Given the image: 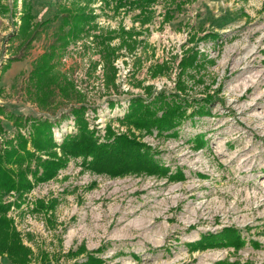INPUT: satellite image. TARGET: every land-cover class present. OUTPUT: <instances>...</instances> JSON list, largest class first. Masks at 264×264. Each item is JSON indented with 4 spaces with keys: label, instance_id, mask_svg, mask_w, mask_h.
Listing matches in <instances>:
<instances>
[{
    "label": "rangeland",
    "instance_id": "rangeland-1",
    "mask_svg": "<svg viewBox=\"0 0 264 264\" xmlns=\"http://www.w3.org/2000/svg\"><path fill=\"white\" fill-rule=\"evenodd\" d=\"M0 1L8 7L0 14V105L22 117L58 120L63 107L40 109L26 92L27 78L61 23V7L78 5L93 19L68 41L57 69L82 97L88 131L97 141L96 130L105 140L125 136L141 142L167 168L162 176L110 177L83 169L81 158H70L54 178L25 192L26 198L15 191L14 199L10 191L3 194V202L20 201L19 206L11 205L7 216L32 250L29 264L45 258V264H77L87 254L102 258L101 264H264V0H154L140 6L133 0L121 5L117 0H28L34 21L49 22L26 50L30 65L11 75L7 70L19 60L2 68L17 51L22 0ZM184 33L183 42L179 35ZM121 50L132 57L126 63L133 81L130 91L147 94L146 99L135 98L147 102L163 92L193 103L173 133L138 128L126 117H102L101 128L88 126L87 103L122 94L113 63L124 54ZM63 52H68L67 61L61 65ZM188 55L193 62L183 66ZM161 56L167 60L159 62ZM98 58L103 66L97 75ZM143 74L164 80L166 89L153 94L155 85H144L145 79H139ZM140 87L145 91H138ZM205 95L213 99L203 105L210 113L189 117ZM114 107L111 104L108 111L114 113ZM0 119L2 136L13 137L14 120L6 115ZM68 120L75 131L62 140L75 135L79 126L72 115L53 122L51 135L54 125ZM182 126L187 129L180 131ZM153 130L160 136H152ZM30 166L34 168V161ZM177 171L184 178L170 179ZM51 199L56 200L53 209L34 208L37 200ZM227 226L239 233V247L195 245L202 235ZM79 248L83 250L71 255ZM0 264L12 263L0 255Z\"/></svg>",
    "mask_w": 264,
    "mask_h": 264
},
{
    "label": "trees",
    "instance_id": "trees-1",
    "mask_svg": "<svg viewBox=\"0 0 264 264\" xmlns=\"http://www.w3.org/2000/svg\"><path fill=\"white\" fill-rule=\"evenodd\" d=\"M80 1V0H74ZM119 1V5L124 0ZM154 0H133L135 6L147 5ZM16 8V7H15ZM8 12V7L0 1V14ZM36 15L31 12L28 0H22L19 24L16 29L18 44L17 51L11 55L3 66L5 71L10 63L21 60L26 50L38 34L44 29L49 19L34 21ZM93 16L83 7H61V23L53 35L49 45L33 61L28 74L26 92L40 109L49 110L55 106L63 107L58 120L72 115L79 126L78 132L66 137L57 143L51 135L53 122L49 117H22L12 111H7L0 105V116H8L14 120L16 134L13 137H3V126L0 119V255H5L12 264H29L32 250L21 239L19 231L13 221L7 216L11 205H20V201L3 202L1 196L9 191H15L20 197L28 192L35 183L46 182L54 178L59 170L65 168L70 158H81L82 168L91 172L106 174L110 177L128 173L157 174L167 173V168L154 157L151 148L145 144L125 136H116L105 141H97L88 131L83 118L82 97L75 92L72 84L57 69V60L70 39L76 38L83 30L84 25L91 21ZM67 27V29H65ZM193 56L185 57L183 66L192 64ZM201 104L191 109L189 117L197 114L199 117L210 113L207 107L213 102L211 95L199 98ZM193 105L185 97L175 95L166 96L163 92L144 102L140 98L130 101V111L126 120L138 128L150 130L152 127L160 131L173 133L179 121L187 113V108ZM159 110L161 114L158 115ZM9 112V113H8ZM55 114V113H53ZM188 114V113H187ZM28 126L29 137L21 133L20 128ZM202 141H200L201 143ZM54 148H59L58 155ZM34 161V168L30 164ZM31 176V179L29 178ZM170 179H183L184 173L177 171L169 176ZM56 200L47 202L37 200L36 210L53 209ZM243 243L239 233L233 227H223L216 233L208 232L195 242L203 248L234 246ZM196 248V247H195ZM78 249V254L82 251ZM45 259L39 264H45ZM102 258L94 254H87L84 261L77 264H101Z\"/></svg>",
    "mask_w": 264,
    "mask_h": 264
},
{
    "label": "built area",
    "instance_id": "built-area-1",
    "mask_svg": "<svg viewBox=\"0 0 264 264\" xmlns=\"http://www.w3.org/2000/svg\"><path fill=\"white\" fill-rule=\"evenodd\" d=\"M180 37H182L183 39V42L186 41V33H184L183 35H179ZM90 38H92L91 36H89ZM79 42L77 41L75 43L78 44ZM87 44L91 45V42L89 41ZM75 45H72L68 48L71 49L73 46ZM204 50V49H203ZM121 52L124 54H120L116 59L115 61L113 62L114 63V66L116 67L117 69V80L118 82L120 83V88L122 86V88L119 90H122V96H118V99H114V98H108L106 99L105 101H101L99 103H96V104H93V105H90V104H86V110L84 112V117L86 119V121L88 122V126L91 128H95V129H99L101 128V123L100 122H104V119H102V117H108V118H113V119H116V118H123V117H126V114L128 113V107L130 106V101L132 98H135L136 96H141L143 97L144 99H146L147 97V94H143L142 92L138 95V93H132V90L131 88H133L130 84L133 82L132 79L130 78V74H129V71L131 70L129 67L130 65L126 63H128V60L129 59H132L131 56L127 55V53L124 51V50H121ZM63 52L62 54V57L60 59L61 61V65L64 64L66 61H67V54L68 52ZM158 54V53H156ZM158 56V55H157ZM155 57V59H157L158 57ZM182 56V53L180 54L179 57ZM160 59L158 60L159 62H162L164 59L167 60L166 58L164 57H159ZM154 59V60H155ZM97 61H99L100 63L98 64V66L96 67V74L98 75L99 72H101V68L103 66V63L101 61L100 58L97 59ZM156 61V60H155ZM153 61V62H155ZM152 62V60H150V63ZM177 63L178 61L176 62V64L172 67V69L170 71H173L172 74H175V71L177 69ZM136 76V75H135ZM85 79H87L86 76H84ZM94 77H91L89 78L88 76V81H92ZM139 79H145L144 81V85H146L147 83H151L155 85V88L153 89V94H157L159 91H162L163 89H166L165 85L163 82L164 80L160 81V79H157V78H150L149 76H147L146 74H143ZM166 83H169V77L167 79ZM122 82V83H121ZM77 85V83H76ZM78 88H80V84L78 86ZM77 88V89H78ZM141 89V90H140ZM167 89H171V88H167ZM86 90V88H85ZM132 90V91H130ZM138 91H145V89L143 88H138L137 89ZM125 91H128L127 93H125ZM130 91V92H129ZM174 91V90H173ZM83 92V91H82ZM114 96L117 97V95L114 94ZM89 99H87L88 101ZM111 104H113L115 107H114V113H110L108 111V106H111ZM188 111H190V109H188ZM127 112V113H126ZM69 128V129H68ZM187 127L185 126H182L180 131L181 130H186ZM93 130V129H92ZM20 131L28 137V134H29V129L27 127L23 128V129H20ZM72 131H75V128L73 126V121L72 120H68L67 123H61L59 125H54L52 127V135H53V139L57 142V143H60L61 140H62V136L68 132H72ZM96 134L99 135V139L98 141L101 142V141H105V134L103 133H99V131L96 130ZM152 136H160L158 135L157 131L156 130H153L152 131ZM157 157L161 158L162 160L164 159V156H160V155H157ZM15 192L14 191H10L8 195L10 196H13V199H14V196H15ZM24 197L26 198V195L24 194ZM11 199V200H13ZM7 201H10V200H7Z\"/></svg>",
    "mask_w": 264,
    "mask_h": 264
},
{
    "label": "crops",
    "instance_id": "crops-1",
    "mask_svg": "<svg viewBox=\"0 0 264 264\" xmlns=\"http://www.w3.org/2000/svg\"><path fill=\"white\" fill-rule=\"evenodd\" d=\"M1 31V30H0ZM31 59L29 60V61H26V59L24 58L23 60H19L18 61V64H16V65H11L10 67H9V69L7 70V74L8 75H11V73L12 74H14V73H16V72H19V71H21L22 69H24V67H26L27 66V64H29L30 65V63H31ZM9 72V73H8Z\"/></svg>",
    "mask_w": 264,
    "mask_h": 264
}]
</instances>
